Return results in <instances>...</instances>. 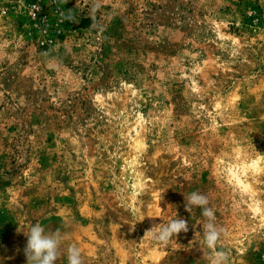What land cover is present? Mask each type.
Returning a JSON list of instances; mask_svg holds the SVG:
<instances>
[{
    "label": "rangeland",
    "instance_id": "1",
    "mask_svg": "<svg viewBox=\"0 0 264 264\" xmlns=\"http://www.w3.org/2000/svg\"><path fill=\"white\" fill-rule=\"evenodd\" d=\"M192 191L264 264V0H0V264L35 222L57 264H210Z\"/></svg>",
    "mask_w": 264,
    "mask_h": 264
},
{
    "label": "clouds",
    "instance_id": "2",
    "mask_svg": "<svg viewBox=\"0 0 264 264\" xmlns=\"http://www.w3.org/2000/svg\"><path fill=\"white\" fill-rule=\"evenodd\" d=\"M184 200L187 212L192 214L193 208H199L201 215L205 218V222L201 224V245L211 254L210 264H228V253L219 247L224 230L218 228L215 223V212L209 206L210 202L207 195L199 191H192L187 195L184 194ZM188 231V222L179 218L173 219L167 224L154 223L151 229L146 231L145 236L153 234L159 243L166 245L181 232L187 233ZM24 235L27 238V243L23 249L27 264H57L61 255V244L64 240L59 229L54 232H47L41 223L35 222L24 231ZM67 264H84L81 249L76 244H70L67 247Z\"/></svg>",
    "mask_w": 264,
    "mask_h": 264
}]
</instances>
